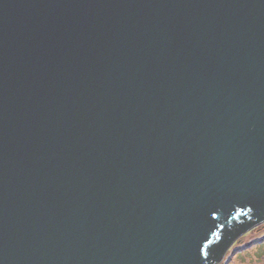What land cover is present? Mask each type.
<instances>
[{
	"label": "water",
	"instance_id": "water-1",
	"mask_svg": "<svg viewBox=\"0 0 264 264\" xmlns=\"http://www.w3.org/2000/svg\"><path fill=\"white\" fill-rule=\"evenodd\" d=\"M262 223L264 0H0V264H216Z\"/></svg>",
	"mask_w": 264,
	"mask_h": 264
},
{
	"label": "rangeland",
	"instance_id": "rangeland-1",
	"mask_svg": "<svg viewBox=\"0 0 264 264\" xmlns=\"http://www.w3.org/2000/svg\"><path fill=\"white\" fill-rule=\"evenodd\" d=\"M262 239H264V223L257 226L256 228H253L245 232L238 241L236 240L231 245L229 250L233 252L236 249V247H243V246H246L248 243H252L251 247H253V249L250 247L249 251L251 250H254V251L252 253H249V255H247L246 257L247 259L244 260V264H264V240L262 242L260 241ZM256 241H260V242H256ZM253 254L257 255L258 257L251 261V257ZM227 257H229V252L227 254ZM234 264H240V262H237Z\"/></svg>",
	"mask_w": 264,
	"mask_h": 264
},
{
	"label": "trees",
	"instance_id": "trees-1",
	"mask_svg": "<svg viewBox=\"0 0 264 264\" xmlns=\"http://www.w3.org/2000/svg\"><path fill=\"white\" fill-rule=\"evenodd\" d=\"M245 228H242V229L238 228L237 230H235V232L231 231V233H232L231 235H227V236L225 235L222 237L223 241L221 240V245L219 247V251H220L221 255H223L224 250H225L226 246L229 244L230 240L235 239V241L236 240L238 241L241 238V236L245 233ZM263 240L264 239H262L260 241L262 242ZM260 241H256V242H260ZM223 243H225V245ZM251 244L252 243H248L246 246L236 247V249L233 252L231 250H228L229 251V257H227V254H228V251H227V253L224 254V257L222 258V260L220 262H217L216 264H234L237 262H240V264H244V260L247 259L246 258L247 255H249V253H252L254 251V250L249 251ZM251 248L253 249V247H251ZM247 251H249V252H247ZM257 257H258L257 255L253 254L251 257V261L253 259H256Z\"/></svg>",
	"mask_w": 264,
	"mask_h": 264
}]
</instances>
